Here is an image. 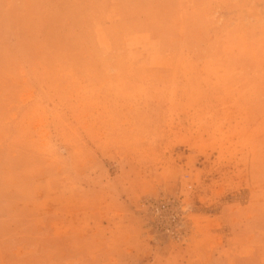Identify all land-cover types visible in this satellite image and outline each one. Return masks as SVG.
I'll return each mask as SVG.
<instances>
[{
	"label": "rangeland",
	"instance_id": "374dc122",
	"mask_svg": "<svg viewBox=\"0 0 264 264\" xmlns=\"http://www.w3.org/2000/svg\"><path fill=\"white\" fill-rule=\"evenodd\" d=\"M0 264H264V0H0Z\"/></svg>",
	"mask_w": 264,
	"mask_h": 264
},
{
	"label": "built area",
	"instance_id": "2783aa9c",
	"mask_svg": "<svg viewBox=\"0 0 264 264\" xmlns=\"http://www.w3.org/2000/svg\"><path fill=\"white\" fill-rule=\"evenodd\" d=\"M165 206H166V205L162 204V205L160 206V208H161V209H165Z\"/></svg>",
	"mask_w": 264,
	"mask_h": 264
}]
</instances>
